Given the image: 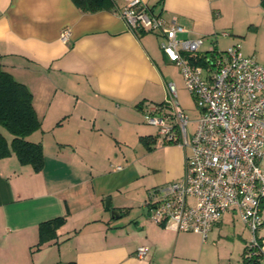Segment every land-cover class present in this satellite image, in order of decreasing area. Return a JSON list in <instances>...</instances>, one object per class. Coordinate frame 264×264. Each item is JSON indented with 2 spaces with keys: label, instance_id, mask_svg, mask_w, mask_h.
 <instances>
[{
  "label": "crops",
  "instance_id": "crops-1",
  "mask_svg": "<svg viewBox=\"0 0 264 264\" xmlns=\"http://www.w3.org/2000/svg\"><path fill=\"white\" fill-rule=\"evenodd\" d=\"M145 1L187 29L179 36L203 37L201 51L223 39L220 49L239 43L264 62V0ZM165 56L156 34L128 31L112 10L0 0V66L32 93L40 127L26 138L44 156L39 171L13 152L0 157V264H241L250 238L242 227L221 232L233 212L206 240L147 216V190L179 179L184 166L183 149L152 136L143 120L172 80ZM58 216L66 220L57 237L36 248L39 223ZM258 236L264 252V226ZM141 245L149 248L143 258Z\"/></svg>",
  "mask_w": 264,
  "mask_h": 264
},
{
  "label": "built area",
  "instance_id": "built-area-1",
  "mask_svg": "<svg viewBox=\"0 0 264 264\" xmlns=\"http://www.w3.org/2000/svg\"><path fill=\"white\" fill-rule=\"evenodd\" d=\"M112 11L128 31L158 36L198 111L189 137L190 119L178 101L176 84L164 80V100L143 115L165 143L184 152L181 177L147 190L148 218L175 231L198 232L206 240L222 214L231 211L251 232L248 246L259 248L258 231L264 226V62L243 54L239 43L224 50L211 44L201 51L203 37L179 36L187 29L174 18L166 22L155 15L145 0H113ZM69 34L64 28L60 38ZM148 251V246H138L136 256L143 258Z\"/></svg>",
  "mask_w": 264,
  "mask_h": 264
},
{
  "label": "trees",
  "instance_id": "trees-1",
  "mask_svg": "<svg viewBox=\"0 0 264 264\" xmlns=\"http://www.w3.org/2000/svg\"><path fill=\"white\" fill-rule=\"evenodd\" d=\"M83 12L112 10L113 0H72ZM0 127L11 136L10 141L0 128V157L14 153L18 160L39 171L44 163L40 142L26 137L40 127V120L32 104V93L21 82L0 66ZM149 147V146H148ZM150 148V147H149ZM64 216L44 220L38 225L36 248L57 237V228L65 222ZM258 244L261 247L260 238ZM244 247L241 264H262L261 248Z\"/></svg>",
  "mask_w": 264,
  "mask_h": 264
},
{
  "label": "rangeland",
  "instance_id": "rangeland-1",
  "mask_svg": "<svg viewBox=\"0 0 264 264\" xmlns=\"http://www.w3.org/2000/svg\"><path fill=\"white\" fill-rule=\"evenodd\" d=\"M227 45V42L225 40H221L219 42V46L218 48H223ZM160 49V47H159ZM161 50V49H160ZM161 52L163 53V51L161 50ZM166 57V56H165ZM167 58V57H166ZM168 63H170V61H168V58L166 59ZM173 63V62H171ZM163 71L164 73L167 75V78L172 79V81L174 80L176 87H177V96H178V101L181 105V107L186 111V113L189 116L190 119V123L187 125V130H188V135L189 137H191L192 133L194 132L195 128H196V123H195V119L198 117V111L197 108L195 106V102L194 99L191 95V93L187 90V88L185 87L183 78H182V74L180 72L179 67L174 63V64H163ZM150 125V124H149ZM1 128V127H0ZM150 128L152 132H150L151 134H153L152 136H156L157 139L159 137V139L161 140V142H163L162 138L158 135L157 133V128L153 125H150ZM1 130L3 131V133L6 136H9V133L4 129L1 128ZM167 143V142H166ZM159 155H161V152H158ZM262 165H264V162H262ZM155 186V185H154ZM153 187V186H152ZM150 187V188H152ZM228 215V214H227ZM243 228L244 233L243 235L245 237L251 238V232L248 230V228L245 226V224L236 217V220H234L230 226H228L227 224L223 227V229L221 230L222 233L225 232H231L233 230L239 229V228ZM250 235V236H249ZM249 242V240H248Z\"/></svg>",
  "mask_w": 264,
  "mask_h": 264
},
{
  "label": "water",
  "instance_id": "water-1",
  "mask_svg": "<svg viewBox=\"0 0 264 264\" xmlns=\"http://www.w3.org/2000/svg\"><path fill=\"white\" fill-rule=\"evenodd\" d=\"M106 205L109 206V198L106 199ZM145 210H146V208H145ZM112 211H113L114 213H117V214L119 213V211L116 210V209H114V210H112Z\"/></svg>",
  "mask_w": 264,
  "mask_h": 264
}]
</instances>
